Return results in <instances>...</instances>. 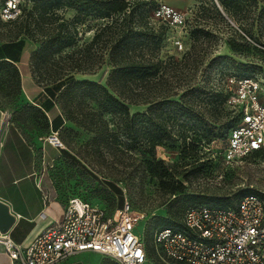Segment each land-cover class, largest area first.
<instances>
[{
    "label": "rangeland",
    "instance_id": "374dc122",
    "mask_svg": "<svg viewBox=\"0 0 264 264\" xmlns=\"http://www.w3.org/2000/svg\"><path fill=\"white\" fill-rule=\"evenodd\" d=\"M27 1L23 2L28 4ZM123 1L127 3L125 13L115 11L109 16H101L89 10L81 12V19L73 25L71 20L77 10L68 6L66 0H60V6L55 11L61 18L52 23L42 22L40 28L31 22L30 27L35 29L37 37L48 32L46 30H51L62 19L69 21L68 28L75 32L74 42L62 47L54 55V64L49 65L52 63L50 60L46 66L35 69L28 61L26 74L31 76L37 90H41L35 101L42 104L43 100L48 99L42 83L52 78L48 73L56 68L58 71L69 70L77 78H91L105 84L112 68L109 50L121 28L126 25L138 28L144 34L134 37L125 47L127 54L121 58L122 61L132 59L155 62L158 68L146 77L122 83L126 96L124 99L139 100L138 103L127 102L130 111L144 110L147 106L144 100L167 96L179 104L191 106L198 118L187 119L177 114L171 128L173 139L163 141L151 152L146 147L130 150L126 143L97 145L92 142L93 132L64 117L62 125L56 130L62 146L54 145L51 151H45L44 154L40 149L37 150L35 170L44 174L51 194L64 203L68 197L78 196L112 211L127 200L134 211L144 214L143 219L135 226L134 233L144 240L146 252L148 251L147 261L154 262L156 253L152 243L153 232L158 217H167L168 213L165 204H162L166 197L162 181L151 174L153 161H162L169 169L177 170L183 162H192V155L196 153L204 161L203 172L190 174L187 181L181 179V176L177 178L183 181L186 190L201 194L230 195L248 188L264 190V150L227 161L223 156L226 138L219 134L211 137L201 135L206 129H214L227 136V127L233 118L230 109L221 100L232 87L227 84V77L236 69L240 73L264 70L263 67L252 68V62L264 65V53L250 45L243 52H237L228 44V39L236 36L229 27L235 28L228 18L235 25L250 27L254 36L264 42V18L258 17L264 0H256V3L250 0H221L224 3L235 1L237 12L235 8L227 6L231 8L230 16L219 0H187L189 4L186 7H176L177 0H140L141 13H134L132 16L129 11L138 0ZM160 3L179 9L183 14V23L173 26L164 24L157 18L156 8ZM125 14H128L126 20L123 18ZM24 18L22 11L16 21L0 20V42L9 40ZM102 28L105 29L101 40L89 45L93 34ZM199 30L206 31L209 35L203 36ZM224 36L227 40L223 39ZM17 38H21L22 50L26 49L29 56L39 46L25 31ZM105 39L109 41L103 43L102 40ZM176 40H180L181 47H178ZM67 53L70 55L66 56ZM21 71L20 77L25 75L23 69ZM36 80H40V83ZM6 91V85H0V96L3 97L1 104L11 112V117L18 114V126L27 139L41 137V141L47 144L44 137L49 139L53 133L50 127L45 126L43 116L27 106L31 103L25 102L27 98L22 85L19 94H14L13 91L11 94V89ZM53 109L61 112L57 104ZM106 118L109 116L106 115ZM41 187L39 196L48 194L44 183ZM18 233H21L20 236ZM22 234L23 232L16 231L12 238L19 241ZM106 263L108 260L97 253L82 252L66 259L62 264Z\"/></svg>",
    "mask_w": 264,
    "mask_h": 264
},
{
    "label": "trees",
    "instance_id": "16d2710c",
    "mask_svg": "<svg viewBox=\"0 0 264 264\" xmlns=\"http://www.w3.org/2000/svg\"><path fill=\"white\" fill-rule=\"evenodd\" d=\"M23 1L19 16L22 14V11H24L25 18L19 22L14 35L11 36L9 40L4 41V48H6L7 51L13 50L16 55L10 56L9 54L6 56L11 60H17V54L22 50V40L17 37L21 32L25 31L31 40L39 43V46L30 52L29 61L31 67L40 69L42 66H46L50 60L52 63H49V65H52L54 64L53 62H55L54 55L58 54L62 47L68 46L74 42L75 32L68 28L69 21L62 19L55 24L51 30H46L48 32L42 34L41 37H37L35 35V29L30 27L31 22L40 28L42 22L52 23L57 21L58 18H61L55 11V9L60 6V0H28V4ZM31 1L32 3H30ZM66 1L68 6L75 7L77 10V13L71 20L73 25L81 19V12L93 10L101 16H109L115 11L125 13L127 5L123 0ZM219 1L223 5L224 11L229 16L232 15L230 12L231 8H235L236 10L235 1L225 3L221 0ZM250 1L256 3V0ZM250 1H248V3H250ZM140 5L141 1L138 0L135 6L129 11L131 16L134 13H141L139 8ZM25 7H28V9ZM237 11L238 10H236V12ZM259 15L258 17H260V19L264 18V6L261 7ZM18 17L5 22L16 21ZM123 18L126 20L128 14H125ZM236 26V29L229 26L233 29V33L236 34L234 38L228 39V44L232 50L243 52L246 46L250 45L258 52L264 53V42H260V40L254 36L250 27L247 28L241 24H236ZM104 29L105 28H102L100 31L93 34L89 45L101 40ZM199 32L202 33L203 36L209 35L206 31L199 30ZM142 34L144 33L140 29L133 28V26L125 25L121 28V32L116 36L113 42L114 44L109 50L112 68L107 75L105 84L91 78H77L74 76V73L69 70L66 72L63 70L58 71L56 68L53 72H49L48 75H52V78L42 83V86L45 88V93L48 96V99L44 101V105L50 107L57 104L61 110L50 122H48L47 116L39 106L34 104H28L27 106L31 107L32 111L38 112L43 116L45 119V126L50 127L51 132L56 131L62 125L65 117L67 120H71L75 124L83 127V129L93 132L94 136L92 137V142L97 145L108 146L111 143H126V147L130 150L146 147L148 151H154L158 144L167 139H173L174 136L171 128L175 123L177 114L187 119L198 118V115L191 106L179 104L175 99H168L167 96H162L156 100H144L143 102L147 103L144 110L136 112L130 111L127 102L138 103L139 100L129 98L128 101H126L124 99L126 96L122 88V83L127 80L134 81L136 78L146 77L151 71L155 72L158 69L155 62L147 63L132 59L122 61L121 59L127 54L125 47L131 43L134 37H138ZM246 36L250 38L251 41L248 40ZM102 41L106 43L109 39ZM110 41L112 42L113 40ZM68 55H70V53L66 54V56ZM252 65H254L252 67L254 69H260L259 67L264 68V65L258 62H252ZM75 69L77 70L78 68ZM236 70L233 72L236 76L249 75L252 73L264 75V70H250L249 73H240L238 69ZM33 71L34 70H32V74H34ZM36 81L38 84L40 83V80ZM0 85H6V92H9L11 89V94H13V92L14 94L20 93V73L17 66L12 61L6 59L0 60ZM228 93L229 92L221 99L225 104ZM182 95L183 93L180 97H182ZM230 111L233 114V118L227 127L228 132L238 120V115L234 113L232 109H230ZM106 115H108L109 118H106ZM13 117L18 119L19 116L18 114H14ZM194 126L197 127L196 125ZM218 134L222 138L227 137L223 136L221 132H215L214 129H206L201 135L211 137ZM120 136L123 138L120 139ZM192 158V162H183L177 170H175V168L173 170L169 169V166L163 164L162 161H153L151 163V174L160 179V182L162 181L161 183L164 186L166 197L162 201V204H165L168 213L167 217H158V223L155 229L165 225L181 226L184 212L191 206L207 204L210 206L234 208L237 206L241 197L249 192H258L264 198V193L253 188L240 190L230 195H208L186 190L181 179L187 181L190 174L201 173L204 170V161L200 160L199 157L196 156V153H193ZM188 164L190 165L187 166ZM178 176H181V179L177 178ZM118 192L120 193L119 189ZM120 199L121 202L122 197ZM102 207L105 208L104 206ZM153 249L156 253V259L154 262H148L146 260L144 264H166L158 256L155 246H153ZM105 259L108 260L106 264H115L110 259Z\"/></svg>",
    "mask_w": 264,
    "mask_h": 264
},
{
    "label": "built area",
    "instance_id": "2783aa9c",
    "mask_svg": "<svg viewBox=\"0 0 264 264\" xmlns=\"http://www.w3.org/2000/svg\"><path fill=\"white\" fill-rule=\"evenodd\" d=\"M22 1L0 0V20L17 18ZM156 16L173 26L184 21L182 12L166 3L156 8ZM176 44L182 46L180 40ZM226 80L232 86L226 105L238 115L223 147L224 158L231 161L264 150V75L231 73ZM7 117L5 113L6 124ZM51 133L57 137L56 131ZM143 217L127 200L108 211L72 196L61 218L26 244L15 242L9 230L0 231V248L10 264H62L82 252L97 253L115 264H144L146 246L143 238L134 233ZM152 243L166 264H264V198L258 192H249L234 208L207 204L188 207L182 225L156 228Z\"/></svg>",
    "mask_w": 264,
    "mask_h": 264
},
{
    "label": "crops",
    "instance_id": "0c3cea01",
    "mask_svg": "<svg viewBox=\"0 0 264 264\" xmlns=\"http://www.w3.org/2000/svg\"><path fill=\"white\" fill-rule=\"evenodd\" d=\"M187 0H177L176 7H186ZM16 55L13 50L4 48V42H0V60L6 59L12 61L22 74L20 77L22 89L25 93V102H30L39 106L47 116L48 122L59 114L58 109L53 106L46 107L44 101L37 103L35 98L40 93L31 76L26 74L29 61V52L26 49L17 54V60H11L6 55ZM24 99V96H23ZM3 97L0 96V199L5 201L9 210L15 215V220L9 228V234L23 232L17 243L26 244L44 227L59 220L63 213L64 202L57 199L48 189V181L43 173L35 170L37 150L51 151L54 145L50 144L47 137L46 142H42L41 137H34L28 140L21 128L18 126L19 120L11 117V112L1 104ZM5 113L8 115V123L5 122ZM44 183L48 194L39 196L38 191H42L41 185ZM46 195V198L43 197ZM19 236L21 233H18ZM0 264H10L7 256L1 252Z\"/></svg>",
    "mask_w": 264,
    "mask_h": 264
},
{
    "label": "water",
    "instance_id": "95a60500",
    "mask_svg": "<svg viewBox=\"0 0 264 264\" xmlns=\"http://www.w3.org/2000/svg\"><path fill=\"white\" fill-rule=\"evenodd\" d=\"M14 220L15 215L9 210L8 204L0 199V231H8Z\"/></svg>",
    "mask_w": 264,
    "mask_h": 264
},
{
    "label": "bare ground",
    "instance_id": "6f19581e",
    "mask_svg": "<svg viewBox=\"0 0 264 264\" xmlns=\"http://www.w3.org/2000/svg\"><path fill=\"white\" fill-rule=\"evenodd\" d=\"M49 139H50V141H51V143L53 144V145H59V146H62V143L59 141V139L55 136L54 137V135H51L50 137H49Z\"/></svg>",
    "mask_w": 264,
    "mask_h": 264
}]
</instances>
